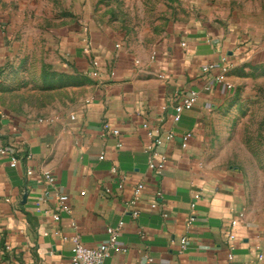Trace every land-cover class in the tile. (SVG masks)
Instances as JSON below:
<instances>
[{"label":"crops","instance_id":"crops-1","mask_svg":"<svg viewBox=\"0 0 264 264\" xmlns=\"http://www.w3.org/2000/svg\"><path fill=\"white\" fill-rule=\"evenodd\" d=\"M61 45L57 67L69 75L71 97L40 114L12 109L2 92L11 35L0 26V149L9 146L21 157L16 166L0 154V264H71L66 238L79 234L89 247L109 245V227L120 228V236L104 264L148 258L152 264H230L229 255L231 264H264V223L249 212L243 172L215 141L233 90L205 91L201 72L226 56L232 68L225 79L234 86L232 43L200 27L168 32L155 58L106 33H77ZM92 59L101 64L97 79L90 76ZM190 90L199 100L175 123L174 106ZM146 122L175 134L159 149L168 158L161 174L148 168ZM138 187L142 193L129 208ZM60 195L69 198V212H60Z\"/></svg>","mask_w":264,"mask_h":264},{"label":"rangeland","instance_id":"rangeland-1","mask_svg":"<svg viewBox=\"0 0 264 264\" xmlns=\"http://www.w3.org/2000/svg\"><path fill=\"white\" fill-rule=\"evenodd\" d=\"M0 26L12 42L5 103L39 114L71 97L57 56L77 33H106L152 56L168 32L202 27L228 39L236 78L215 141L243 172L249 212L264 223V0H0Z\"/></svg>","mask_w":264,"mask_h":264},{"label":"built area","instance_id":"built-area-1","mask_svg":"<svg viewBox=\"0 0 264 264\" xmlns=\"http://www.w3.org/2000/svg\"><path fill=\"white\" fill-rule=\"evenodd\" d=\"M121 47L120 44L116 45V48L119 49ZM182 47H186V43H182ZM86 54L91 53V48L89 46H86L85 48ZM158 54V51H154L153 58H155ZM92 65V71L90 73V76L92 78H99L100 76V70H101V64L99 60L92 59L91 61ZM232 68V65L230 64L228 57L224 56L221 59L220 64L215 63H209L205 66H202L201 72L204 74V76H207L208 80L204 87V90L207 92H211L214 87L216 86H225L227 90L232 91L234 89V86L232 83L227 81L225 79L226 73L229 72V70ZM219 69L218 75H213V72L215 70ZM199 100V92L195 90H190L188 94H185L184 96H181L180 99L177 101V103L174 106V109L176 111V115L174 118V122L178 123L181 118V113L186 110H191L198 102ZM52 121V120H48ZM144 129L146 132V136L149 140V143L145 146V153L148 158V168L151 171H155L157 173H162L167 165L168 158L167 156L161 154L159 152V149L167 145L168 143L172 142L175 138V134L173 132H166L164 131L159 124H151V122H146L144 124ZM109 133H111L113 136H120V132L116 129H108ZM191 136V134H186L183 136V140L187 141L188 138ZM118 147H121V142L118 143ZM0 154L3 157L8 158L14 165H19L21 163V157L15 153V151L9 147H2L0 149ZM105 156L102 154L100 156V160H104ZM112 173L116 174L117 169L113 168ZM28 176H32L34 174L33 170H28L27 172ZM43 178L53 183L55 178L49 174L46 173L43 175ZM108 193H112L111 190H107ZM142 190L140 187L136 188L134 190V198L131 200V202L128 204V207H133L139 196L141 195ZM68 197L66 195H60L58 197V202L61 205L60 212H69V207L67 206ZM133 215L137 217L138 212H134ZM164 217H168L167 213L163 214ZM53 219L55 221L60 220V213L54 214ZM3 219H2V205L0 203V234L3 231ZM193 222V219L189 220V225H191ZM235 226V224H233ZM108 234L110 237V243L109 245H100L95 247H89L85 245L79 234H76L74 236H71L70 238H66V241H69L72 245V257H71V264H104L106 258L110 254V250L113 246L116 245L118 238L120 236V228H114L109 227L108 228ZM187 238L183 237L180 240L182 250H185L187 246ZM9 249V247H7ZM233 259L232 255H229L230 264ZM262 259V258H260ZM153 259L148 258L147 262L145 264H152Z\"/></svg>","mask_w":264,"mask_h":264}]
</instances>
